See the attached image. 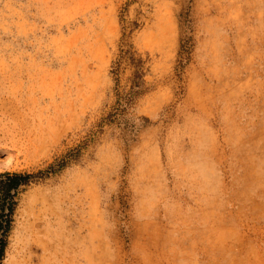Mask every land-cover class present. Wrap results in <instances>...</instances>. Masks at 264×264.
<instances>
[{
	"label": "rangeland",
	"instance_id": "rangeland-1",
	"mask_svg": "<svg viewBox=\"0 0 264 264\" xmlns=\"http://www.w3.org/2000/svg\"><path fill=\"white\" fill-rule=\"evenodd\" d=\"M6 171L2 264H264V0H0Z\"/></svg>",
	"mask_w": 264,
	"mask_h": 264
},
{
	"label": "trees",
	"instance_id": "trees-1",
	"mask_svg": "<svg viewBox=\"0 0 264 264\" xmlns=\"http://www.w3.org/2000/svg\"><path fill=\"white\" fill-rule=\"evenodd\" d=\"M33 176L34 174L30 172L0 173V264H2L11 228L16 195L22 186L32 181Z\"/></svg>",
	"mask_w": 264,
	"mask_h": 264
}]
</instances>
